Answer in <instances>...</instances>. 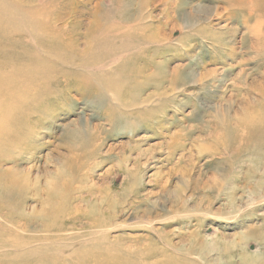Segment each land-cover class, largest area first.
Masks as SVG:
<instances>
[{"label": "rangeland", "instance_id": "1", "mask_svg": "<svg viewBox=\"0 0 264 264\" xmlns=\"http://www.w3.org/2000/svg\"><path fill=\"white\" fill-rule=\"evenodd\" d=\"M229 1L0 0L1 84L89 50L0 94V264H264V52Z\"/></svg>", "mask_w": 264, "mask_h": 264}, {"label": "bare ground", "instance_id": "2", "mask_svg": "<svg viewBox=\"0 0 264 264\" xmlns=\"http://www.w3.org/2000/svg\"><path fill=\"white\" fill-rule=\"evenodd\" d=\"M227 3L232 8L235 7V8H239L240 10H242L243 15L245 13V16H246L245 18L248 20H252L253 17L255 16L257 17V24L255 26L249 25L248 30H249L250 35H252V37L256 40V43H255L256 48H258L263 53L264 52V0H230ZM225 10L227 11L228 9H225ZM255 13L256 15H254ZM247 22L248 21L246 20L245 21L246 26H247ZM26 23L28 26L25 25L20 28L11 27L10 36L13 35L14 37H22V35H19L18 33H24V34L27 33V34H30L29 36H33L34 34H31V33L36 32L37 34L39 33L37 31L44 32L45 34L50 33L49 31H47L41 26V23H36L34 20H30ZM23 41H26V39ZM73 44L74 43H72V45ZM72 45L69 44L68 45L69 48L67 47L64 48V46L62 47L59 46L54 51L53 49L50 48V46H46V45H42V46L40 45L38 49L30 50L32 52V56H31L30 61L28 62L29 64L23 65L22 63L21 65H19L17 63V64L11 65V67H13L12 68L13 70H10V88L8 87L9 83L7 79L4 82L5 84H1L2 82L0 81V88H2L0 89V94L8 97V99H10V96H11V98L13 99L15 97H18L20 93H24L26 90L27 91L36 90V88H38V86L43 83L42 81L46 78V76L52 77L56 75L58 68L51 61L52 54H58L59 57L56 55L54 56L58 57L59 60L63 62L64 64H70L71 62H73L74 61L73 56L77 57L80 54H83L82 56L84 57V56L89 55V52H88L89 50L79 51L78 49L73 48ZM109 48L110 50H114L113 47L111 46H109ZM124 49L125 48H119V50L116 49L117 50L116 53L119 52L118 55H124L126 54V51H124ZM231 51H233V48L231 49ZM24 53L25 52H23L22 54ZM45 54H47L48 57L45 56ZM233 54L234 53L232 52L231 56H233ZM19 70L23 71L22 74L28 75L27 82L20 83L19 78L21 77V75H18L20 74V72H18ZM11 119L6 117V115L3 116L0 119V129L5 128L7 130L9 128L8 125ZM11 121H12L11 124L13 123V125L18 124V120L15 117H13ZM250 130L253 131V132H249L251 135H256V136L263 135L264 136V113L260 114L257 117L254 116L251 119ZM258 143L259 145L264 146V137L262 139H259ZM51 231L54 232L53 229L49 230L48 232H51ZM42 245L43 246L41 247L39 246V248L46 249V244L42 243ZM19 246L24 247V245H19Z\"/></svg>", "mask_w": 264, "mask_h": 264}]
</instances>
